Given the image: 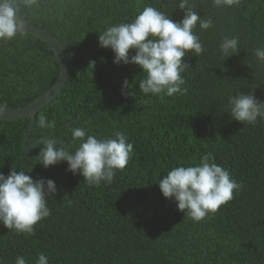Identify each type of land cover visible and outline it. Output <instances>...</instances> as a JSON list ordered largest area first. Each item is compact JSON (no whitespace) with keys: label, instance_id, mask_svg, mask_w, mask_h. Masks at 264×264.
<instances>
[{"label":"trees","instance_id":"obj_1","mask_svg":"<svg viewBox=\"0 0 264 264\" xmlns=\"http://www.w3.org/2000/svg\"><path fill=\"white\" fill-rule=\"evenodd\" d=\"M179 2L38 0L25 10V23L60 41L68 76L31 126L28 116L0 119V172L7 176L13 164L18 171L23 165L34 180H54L57 191L46 198L51 215L34 226V234L0 224V264H15L20 255L36 264L41 252L49 264H264V120L243 123L228 108L229 95L255 86V97L264 100V64L254 54L264 47V0H240L231 8L190 0L213 27L193 29L206 51L183 58L191 65L182 73L184 95L143 94L141 67L114 63L112 49L98 43L108 26L131 21L146 5L182 20ZM225 36L239 40V51L227 58L219 49ZM59 74V59L46 40L19 32L0 41V107L29 105ZM125 80L135 97L122 94ZM41 116L49 127L38 129ZM73 128H83L86 137L128 135L133 154L112 183L89 185L79 172L67 170L66 161L49 168L37 162L45 135L74 152L79 141L73 142ZM31 145L26 152L24 146ZM209 152L243 187L215 214L194 222L157 183L172 168L194 166Z\"/></svg>","mask_w":264,"mask_h":264},{"label":"clouds","instance_id":"obj_2","mask_svg":"<svg viewBox=\"0 0 264 264\" xmlns=\"http://www.w3.org/2000/svg\"><path fill=\"white\" fill-rule=\"evenodd\" d=\"M239 4L240 0H212L216 8H231ZM35 5H38V0H0V41H10L21 32L25 27V10ZM178 7L183 12L180 21H174L164 12L146 5L131 21L110 25L98 37L99 46L111 48L114 52V63H135L141 67L145 75L139 81V90L145 95L163 98L164 95L186 94L188 89L184 87L186 82L182 73L191 65L183 58L189 51L195 56L206 51L193 29L197 24L202 30L212 28V18H201L190 0H180ZM238 45V38L225 36L219 43V49L227 58L239 51ZM130 49L135 50L134 55L130 56ZM254 54L264 64V47L256 48ZM255 87L247 93L242 91L228 96L229 114L234 120L253 126L258 118L264 120V100L255 97ZM131 89L132 85L125 80L122 94L135 97ZM37 127H49L46 117L39 118ZM71 135L74 143L79 141L74 152L58 146L57 139L42 136L38 143L44 147L40 148L37 162L49 168L66 161L67 170L73 174L79 172L89 185L100 186L102 182L112 183L116 170H123L133 154V144L122 131L98 138L95 135L86 137L83 128H73ZM214 161V155L209 152L194 166L172 168L157 183L162 195L174 199L178 211L194 222L215 214L234 198V192L243 187ZM56 191L55 181L51 178L34 180L25 174L23 165L18 171L13 164L7 176L0 172V224L17 234H34V226L51 215L46 198ZM15 264H26L24 256H17ZM36 264H49L48 257L43 252L39 253Z\"/></svg>","mask_w":264,"mask_h":264},{"label":"water","instance_id":"obj_3","mask_svg":"<svg viewBox=\"0 0 264 264\" xmlns=\"http://www.w3.org/2000/svg\"><path fill=\"white\" fill-rule=\"evenodd\" d=\"M21 32H28L35 34L36 36L46 40L49 42L59 59L60 63V74L57 82L45 93H43L41 96H39L36 100L31 102L29 105L22 107V108H15V109H8L0 107V119H18L20 117H30L29 120V126L33 123V119L35 117V114L37 113L38 109L42 108L46 102L62 87V85L65 83L66 78L68 76V66L65 59V56L63 54V49L60 41L51 34L46 29H41L33 24L25 23V27L21 30ZM33 145L31 146H24V150L26 152L31 151Z\"/></svg>","mask_w":264,"mask_h":264}]
</instances>
